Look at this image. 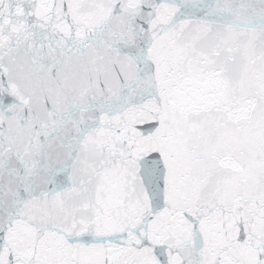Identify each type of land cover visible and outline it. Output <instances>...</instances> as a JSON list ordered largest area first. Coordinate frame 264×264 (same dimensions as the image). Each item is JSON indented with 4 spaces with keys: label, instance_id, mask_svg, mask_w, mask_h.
I'll return each mask as SVG.
<instances>
[{
    "label": "snow or ice",
    "instance_id": "obj_1",
    "mask_svg": "<svg viewBox=\"0 0 264 264\" xmlns=\"http://www.w3.org/2000/svg\"><path fill=\"white\" fill-rule=\"evenodd\" d=\"M0 264H264V0H0Z\"/></svg>",
    "mask_w": 264,
    "mask_h": 264
}]
</instances>
